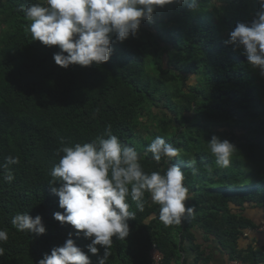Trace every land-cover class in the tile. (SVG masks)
<instances>
[{
  "label": "trees",
  "instance_id": "obj_1",
  "mask_svg": "<svg viewBox=\"0 0 264 264\" xmlns=\"http://www.w3.org/2000/svg\"><path fill=\"white\" fill-rule=\"evenodd\" d=\"M34 3L46 6V0H0V229L9 237L0 243V264H38L69 238L99 264L105 248L90 253L89 238L54 219L64 210L52 191L60 184L50 183L59 150L103 136L108 125L141 155L145 172L180 167L189 190L185 206L194 211L166 227L149 193L143 211L129 197L135 219L125 240L113 238L106 264H154V247L161 264H188L187 252L209 264L204 245L210 239L231 260L264 264L263 248L239 249L245 229L256 227L245 211H264V76L242 46L225 43L238 22L256 17L257 0H199L195 12L185 3L157 7L135 38L111 44L107 62L68 68L53 59L58 46L32 40L22 6ZM158 135L179 149L169 163L147 152ZM213 135L236 148L228 168L210 154ZM8 156L20 162L6 169ZM9 170L11 181L5 179ZM17 213L41 216L45 234L18 231L12 224ZM197 229L205 244L196 241Z\"/></svg>",
  "mask_w": 264,
  "mask_h": 264
},
{
  "label": "clouds",
  "instance_id": "obj_2",
  "mask_svg": "<svg viewBox=\"0 0 264 264\" xmlns=\"http://www.w3.org/2000/svg\"><path fill=\"white\" fill-rule=\"evenodd\" d=\"M257 2L260 9L256 17L250 24L238 22L225 43L233 45L234 50L242 46L249 64L264 76V0ZM177 3L187 4L193 12L199 7V0H46V6L34 3L22 6V11L30 22L32 40L58 46L60 51L53 54V59L60 67L68 68L107 62L113 42L135 38L141 21L151 22L157 7ZM208 149L220 168L230 166L236 150L231 142L221 141L215 135L208 141ZM59 151L63 155L51 170L50 184H60L52 191L58 195L59 207L64 212H55L54 219L62 225L73 226L76 235L82 233L89 238L90 253L97 254V245L103 246L105 252L99 264H106L114 237L123 241L129 235L128 221L136 216L129 210V197L143 211L144 197L149 193L152 203L160 206L159 220L166 227L180 225L185 214L194 211L193 206H185L189 190L184 185V171L172 165L166 170L145 172L141 155L112 134L111 125L106 127L103 136ZM147 152L157 163L163 157L169 163L179 155V149L159 135L147 146ZM19 162V157L8 156L4 167L7 169L8 165ZM5 179H14L10 170ZM12 224L21 232L36 235L46 232L39 215L33 218L27 213H17ZM8 238V232L0 229V243L7 242ZM3 254L4 248L0 247V256ZM38 264H91V260L69 238L63 246L45 253Z\"/></svg>",
  "mask_w": 264,
  "mask_h": 264
},
{
  "label": "crops",
  "instance_id": "obj_3",
  "mask_svg": "<svg viewBox=\"0 0 264 264\" xmlns=\"http://www.w3.org/2000/svg\"><path fill=\"white\" fill-rule=\"evenodd\" d=\"M236 208V207H235ZM263 209L260 208H250L245 211L247 217H249L256 227L245 229L243 236L239 239V249L247 251L249 246L264 249V214ZM196 241L201 244L204 243V235L200 229L195 230ZM204 247L209 248L207 251L209 257V264H229L238 260H231L229 253L224 251L223 247L219 244L216 239H210L204 245ZM184 257L188 260V264H198L193 260L194 255L187 252ZM182 257V259H184ZM241 262V261H239Z\"/></svg>",
  "mask_w": 264,
  "mask_h": 264
},
{
  "label": "built area",
  "instance_id": "obj_4",
  "mask_svg": "<svg viewBox=\"0 0 264 264\" xmlns=\"http://www.w3.org/2000/svg\"><path fill=\"white\" fill-rule=\"evenodd\" d=\"M151 254H152L151 256L153 258L154 264H161L163 260V255L156 247H154ZM229 264H243V263L239 261H234Z\"/></svg>",
  "mask_w": 264,
  "mask_h": 264
}]
</instances>
